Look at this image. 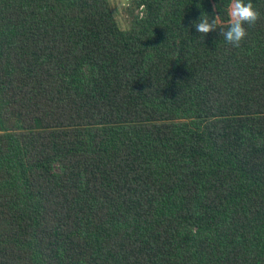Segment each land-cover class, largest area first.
<instances>
[{"label":"trees","instance_id":"trees-1","mask_svg":"<svg viewBox=\"0 0 264 264\" xmlns=\"http://www.w3.org/2000/svg\"><path fill=\"white\" fill-rule=\"evenodd\" d=\"M252 2L233 48L230 0H0V264H264Z\"/></svg>","mask_w":264,"mask_h":264},{"label":"clouds","instance_id":"clouds-1","mask_svg":"<svg viewBox=\"0 0 264 264\" xmlns=\"http://www.w3.org/2000/svg\"><path fill=\"white\" fill-rule=\"evenodd\" d=\"M227 15L230 19L226 29L221 27L224 21L220 19V15L209 17L207 14H202L198 22H193V26L204 36L218 30L228 45L239 48L248 35L245 25L254 26L261 19L262 13L252 0H230Z\"/></svg>","mask_w":264,"mask_h":264},{"label":"rangeland","instance_id":"rangeland-1","mask_svg":"<svg viewBox=\"0 0 264 264\" xmlns=\"http://www.w3.org/2000/svg\"><path fill=\"white\" fill-rule=\"evenodd\" d=\"M108 3L117 24L121 27H126L128 25V19L130 17V14L126 9V6L129 4V0H108ZM133 11L139 13L140 6L135 7Z\"/></svg>","mask_w":264,"mask_h":264}]
</instances>
